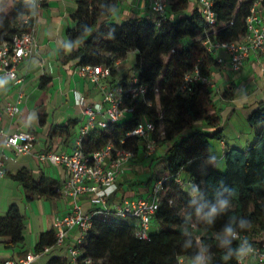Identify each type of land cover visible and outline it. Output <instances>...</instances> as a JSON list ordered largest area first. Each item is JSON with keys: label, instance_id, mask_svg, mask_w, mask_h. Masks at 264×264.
<instances>
[{"label": "trees", "instance_id": "1", "mask_svg": "<svg viewBox=\"0 0 264 264\" xmlns=\"http://www.w3.org/2000/svg\"><path fill=\"white\" fill-rule=\"evenodd\" d=\"M9 1L8 9L0 11V42L19 31V17L31 10L26 0ZM122 1L73 0L75 26L65 29L70 53L62 59L76 66L108 65L113 74L116 61L136 52L134 70L138 69L136 76L148 87L147 93L132 102L134 109L125 120L92 130L85 146L90 152L110 140L118 142L145 117L155 124L159 157L165 160L162 176L157 178L163 180V189L153 217L160 226L153 232L151 228L147 239H140L134 234L132 220L97 217L81 246L82 257L101 260L97 264H177L180 256L190 264H238L235 253L242 247L241 235H247L250 244L264 247V100L258 101L248 116L255 140L244 149H226L224 171L210 165L206 174L200 175L193 173L194 162L212 159L208 156L210 138L222 140L216 104L210 87L204 84H195L185 94L179 87L195 66L201 75L213 78L219 64L203 42L239 41L247 31L246 19L254 0H213L217 14L213 26L205 23L197 3L188 12L189 0H169L174 15L166 14L159 25L146 15L116 21L114 15ZM234 89L229 83L220 94L232 98ZM75 123L54 125L49 134L67 136ZM200 123L206 124V129L199 127ZM210 127L217 128L207 131ZM137 146L138 140L132 138L124 144L134 151ZM15 179L27 192V199L59 195L58 182L43 175L34 178L22 169ZM171 187L173 192L165 196ZM197 194L198 205L193 200ZM221 201H227V206L221 208ZM212 208L216 213L209 216ZM24 229V215L12 204L0 217L5 247L21 245ZM53 243L54 231L45 232L34 251ZM226 253H231V258L225 260Z\"/></svg>", "mask_w": 264, "mask_h": 264}, {"label": "built area", "instance_id": "2", "mask_svg": "<svg viewBox=\"0 0 264 264\" xmlns=\"http://www.w3.org/2000/svg\"><path fill=\"white\" fill-rule=\"evenodd\" d=\"M49 0H26L31 10L19 17V31L9 39L0 42V77L11 81L16 86V97L0 109V122L4 114L10 117L19 112V104L25 96L26 76L19 71L23 59L29 56L35 45L36 16L38 8ZM200 14L209 26L217 22V14L213 8V0H195ZM149 12L146 16L159 25L166 17L169 0H139ZM247 31L239 41L205 40L203 45L213 52L217 63L223 59L219 51H225L233 71H239L252 53L264 52V0H254L250 14L246 19ZM119 61L115 62V66ZM76 71L82 77L102 89L101 100L87 103L80 92H75V104L82 108L84 122L73 141L71 152H56L43 150L37 153V159L42 163L58 165L63 168L61 179L58 181L59 194L68 200L66 213L56 215L52 226L54 243L43 245L38 251L26 252L18 258L0 259V264H40L39 258L54 248L62 246L66 249L67 263L65 264H97L91 257H82L81 246L92 227L93 220L101 215H114L132 220L134 234L140 239H147L151 221L159 208V196L163 189L162 179L152 183L146 197L125 198L121 202H110V198L118 189V179L125 172L126 165L138 151L145 156L157 153L158 142L154 137L155 124L149 118H142L136 126L125 133V136L108 141L99 148L87 152L86 136L94 129H104L113 123L126 119L127 113L134 109L132 102L144 98L148 87L139 82L136 73L111 87L107 80L112 77V67L104 64L77 65ZM197 83L213 87V78L201 75L195 66L186 73L179 87L181 94L188 93ZM138 140L137 151L124 147L128 139ZM31 133H8L0 127V176L5 175L6 154L4 148H11L17 155L29 154L35 143ZM87 197L88 208L81 203V197ZM74 232L73 238L67 239ZM242 247L249 245L253 251L247 256L238 257V264H243L247 257H254L258 264H264V247L250 244L247 235H241ZM177 264H190L189 260L180 256Z\"/></svg>", "mask_w": 264, "mask_h": 264}, {"label": "crops", "instance_id": "3", "mask_svg": "<svg viewBox=\"0 0 264 264\" xmlns=\"http://www.w3.org/2000/svg\"><path fill=\"white\" fill-rule=\"evenodd\" d=\"M126 1L135 10L130 12L125 10L126 8L119 9L114 15L119 21L149 14L139 0ZM189 5L188 12L196 6V1H191ZM74 7L73 0H49L38 8L35 45L29 56L19 65L20 73L26 76L25 96L19 104V112L13 117L4 114L0 122V127L8 133H31L36 138L29 154L17 155L11 148H4L6 159L5 175L0 176V217L6 214L12 204H16L24 215L25 229L23 243L12 249L6 248L3 241L5 238L0 237V259L18 258L26 252L34 251L41 234L53 230L54 216L66 213L69 206L68 200L61 194L55 197L33 195L27 199V192L15 179V175L20 170L26 169L33 174L34 178L43 175L54 183L58 182L63 168L39 162L37 153L43 150L71 152L74 138L85 120L82 108L75 104V92H80L87 103L97 102L102 97L100 86L79 75L72 61L62 59L70 53L65 29L75 26V21L71 18ZM169 17L172 16L169 15ZM132 52L136 55L135 51ZM219 56L223 62L217 68L213 80L214 84L221 89L220 92L229 83H233L235 85L233 103L248 100L257 104L258 101L264 100V52L252 53L237 72L232 70L229 56L225 51H221ZM119 63L114 67L115 72L112 77L107 80L111 87L127 78L123 72L126 69L119 71ZM229 72H233V75L231 76ZM127 73L129 75V72ZM250 85L253 87L247 95L244 91ZM15 97L16 86L4 77H0V109L13 102ZM74 120L76 123L67 136L57 133L49 134L52 126L71 125ZM221 142L224 151L230 148L227 143ZM250 144H246L245 148ZM160 154L161 150H158L154 156H145L142 151H138L126 165L125 172L119 177L118 189L110 198V202H121L125 198L146 197L152 183L159 178L153 177L151 166ZM214 160L213 156L212 159L210 157L197 159L193 164V173L206 174L210 165L216 166ZM146 173L148 178L144 181ZM26 200H31L30 203L28 202L32 207L29 212L26 209ZM80 201L87 209V197H81ZM35 207L38 211H35ZM73 235L74 232L67 239V243L72 240ZM51 260L54 264L67 263L65 247L54 248L39 258L40 264H49ZM243 264H258V262L254 257H247Z\"/></svg>", "mask_w": 264, "mask_h": 264}, {"label": "rangeland", "instance_id": "4", "mask_svg": "<svg viewBox=\"0 0 264 264\" xmlns=\"http://www.w3.org/2000/svg\"><path fill=\"white\" fill-rule=\"evenodd\" d=\"M191 1H193V0H189V3ZM9 5H10L9 0H0V11L2 9L7 10ZM168 7L169 8H168L166 14L168 16L169 15L173 16L174 12L172 10V4L170 2L168 3ZM119 9L120 10L125 9V10H128L130 12H133L135 10V8L130 5V3L128 5V2L126 0L122 1ZM115 20L119 21L116 18H115ZM220 52H221V50L219 51L218 54H220ZM134 64H135V54L132 51H130L126 54V56L123 59H121V63H119V65H118L119 71L121 72V71L126 69L123 72H125L127 77H130L131 73L135 69ZM114 72H115V70H114ZM127 72H129V75H127L128 74ZM229 73L231 76L233 75V72H229ZM213 82H214V80H213ZM252 87H253V85L246 87L245 91L243 90L244 93L248 95L249 92L251 91ZM220 90L221 89L218 88V86L216 84H214V86L210 88V96L215 101V104H216V110H217V115L219 117V126L221 128L220 134L222 135V140L218 139V138H210L208 140V144H209L208 156L214 157L216 169H218L220 171H224L225 170V163H224V160L222 158V156L224 154V149L222 147L221 141H224V143H227L228 147H232L233 145H235L236 148L244 149L246 144L252 143L255 140L254 128L250 125V123L248 121V116L256 108L257 104L250 102V101L248 102V100L245 102L241 101L238 103H233L232 99H234L235 95H233L232 98H224L221 96ZM246 91H248V92L246 93ZM199 127L206 129V124L200 123ZM216 128L217 127H210L207 129V131L213 132ZM158 147H160V146H158ZM157 150H159V148ZM164 163H165V160L162 159L161 157L155 158V160L153 161V164L151 166L152 167L151 169L153 170V177L157 178V177L162 176V169L164 167ZM185 174H186V172H184L182 174V176L184 178H186ZM144 176H145V178H144V181H145L148 178V174L144 175ZM172 188L173 187L165 190V196L167 194H169L170 192H173ZM163 194H164V192H163ZM175 198H176V201H178L177 194H175ZM193 200L197 205L199 204L200 197L198 196V194L193 197ZM26 201H27L26 202V206H27L26 209L29 212L32 210V207L29 206V203L31 202V200L30 201L26 200ZM35 211H38V209H36V207H35ZM102 217H104L105 219H109V220L115 218L112 215H102ZM151 225H152V229H151L152 232L158 230V226H160V224L157 222L156 219H153L151 221Z\"/></svg>", "mask_w": 264, "mask_h": 264}, {"label": "clouds", "instance_id": "5", "mask_svg": "<svg viewBox=\"0 0 264 264\" xmlns=\"http://www.w3.org/2000/svg\"><path fill=\"white\" fill-rule=\"evenodd\" d=\"M227 206V201H221L220 202V207H226ZM216 213V208H212L211 211L208 213L209 216H213ZM229 234L231 233V229L228 230ZM253 251L251 246L249 245L248 247H240L236 250V256L241 257V256H247ZM225 260L231 258V253H226L225 256L223 257Z\"/></svg>", "mask_w": 264, "mask_h": 264}]
</instances>
